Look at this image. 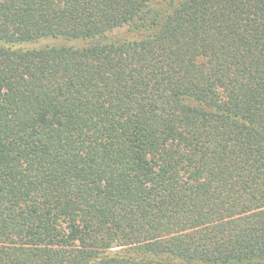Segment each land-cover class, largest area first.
<instances>
[{
    "label": "trees",
    "instance_id": "1",
    "mask_svg": "<svg viewBox=\"0 0 264 264\" xmlns=\"http://www.w3.org/2000/svg\"><path fill=\"white\" fill-rule=\"evenodd\" d=\"M0 264H264V0H0Z\"/></svg>",
    "mask_w": 264,
    "mask_h": 264
}]
</instances>
